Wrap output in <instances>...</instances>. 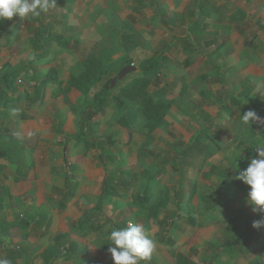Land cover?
<instances>
[{"label": "rangeland", "instance_id": "obj_1", "mask_svg": "<svg viewBox=\"0 0 264 264\" xmlns=\"http://www.w3.org/2000/svg\"><path fill=\"white\" fill-rule=\"evenodd\" d=\"M199 2L204 6L201 12ZM254 2L257 8L260 0ZM243 6H236L234 32L225 0H56L37 17L0 21V162L14 177L35 181L41 187L37 192L48 195L42 204L49 208H57L60 195L53 194L52 187H63L68 177L77 185L82 214L102 198L103 214L94 216L92 225L105 235L129 222L149 230L146 234L155 247L151 259L140 264H173L170 252H183L196 264H264V228L251 227L264 213L251 211L246 203L249 188L236 178L241 160L247 167L256 148L264 147V121L250 126L240 121V114L249 109L264 117V73L240 71L250 43L249 4L245 10ZM253 16L264 28L262 17ZM39 22L47 33L75 42L74 48L62 49L48 40L44 46L49 54L43 58L34 37ZM125 33L136 44L132 52L123 48ZM244 36L247 40L240 44ZM103 48L114 52L112 60L89 95L71 90L64 102L51 97L57 85H50L47 99L34 101V86L50 67L65 82L69 74L82 70L89 55ZM157 54H164L165 60L147 76L154 99H174L165 122L148 135L137 106L126 101L121 109L109 105L104 114L96 115L92 120L99 125L96 132L90 131L87 105L102 82L124 66H135L136 71L111 87L116 93L143 74L141 60ZM18 75L25 77L20 80ZM121 116L134 132L129 143L118 124ZM78 132L86 133L87 145L67 139V134ZM255 138L262 145L248 156ZM226 170L236 174L225 177ZM164 187L168 205L158 210L155 220L149 219L143 206ZM191 189L194 195L186 204ZM29 197L16 196L8 203L12 221L37 216ZM36 224L42 227L43 220ZM167 228L171 229L165 242ZM7 230V246H20L17 237L22 233L10 236ZM193 247L198 253H191Z\"/></svg>", "mask_w": 264, "mask_h": 264}, {"label": "crops", "instance_id": "obj_2", "mask_svg": "<svg viewBox=\"0 0 264 264\" xmlns=\"http://www.w3.org/2000/svg\"><path fill=\"white\" fill-rule=\"evenodd\" d=\"M225 1L227 2V9H231L227 13V16L232 14L231 17H233V19H231V24H228L233 27L231 30L233 32L234 26L237 23V17H234L236 6L240 7L241 5H244L243 9L245 10L246 5L249 4L248 8L250 13L248 18L251 19L247 18V20H249L248 23L250 25L248 38L250 43L247 45L249 47L248 55L244 58L246 60L244 64L245 68L240 71L259 70L264 73V28H261L258 23L253 21L254 13L255 17H257L255 20H259L262 17L264 21V11L259 10L260 7L264 9V0H260L257 8L252 6L256 3L254 0H249V2L247 0ZM216 6H218V3ZM203 7L204 6L199 2L197 11L201 12ZM253 9L257 11L255 12ZM246 40V37L241 41L239 40L240 44L244 41L246 42ZM240 67H243V64H240ZM223 84H225V82ZM219 87H221V84ZM227 104H230L229 98L226 100V105ZM223 107H225V104H223ZM216 112H218V110ZM193 136H196V134ZM15 172H18V167L15 168ZM16 178L19 180H16ZM66 182L68 181L66 180ZM66 182L63 187H52L53 194L54 192H58L60 195L59 199L57 198L58 195H53V197L58 199L56 200L57 208H49L50 206L47 207L42 204L44 198L48 197V195L42 192H37L41 187L39 185L37 186L35 181L25 180V177H14L10 173V167L6 166L3 161L0 162V229H3L1 225L3 226L5 223L12 222L9 218L11 212L9 211L8 203H11L12 199L16 196L27 197L30 194L27 201H35L36 212L38 213L36 217L28 218L30 223L26 228L9 230L10 236L13 235L12 233H22L17 237L20 246L14 245V247L9 246V248L5 242L7 238L5 237L3 229V233L0 236V258L9 260L10 264H113L111 255L108 252V248L111 246V241L107 238L109 234L105 235L104 232H101L99 226L92 225L94 219L81 227L79 225L80 219L83 215L96 205L97 202L91 207L86 208V213L82 214L83 207L82 202L79 200L78 190L75 192V188L72 196L68 198V192L71 188L65 186ZM50 196H52V194H50ZM62 199H65L66 203H64ZM76 206H78V208H76ZM103 217L106 216L103 215ZM41 220H43V226L36 227V222H40ZM73 225H75V228ZM170 229L171 228L168 229L169 232ZM146 232H149V230H146ZM169 232L164 233V236L169 238ZM165 242H168L166 238ZM15 248L18 249V254L16 252V254L13 253ZM196 249L198 250V248ZM30 250L31 253H29ZM171 260L173 261L172 258Z\"/></svg>", "mask_w": 264, "mask_h": 264}, {"label": "trees", "instance_id": "obj_3", "mask_svg": "<svg viewBox=\"0 0 264 264\" xmlns=\"http://www.w3.org/2000/svg\"><path fill=\"white\" fill-rule=\"evenodd\" d=\"M34 37L37 38L39 44L37 47H39V49L41 50L42 54H40L43 58H46L49 54L48 50H46L44 46V43L48 40L52 41L54 44H56L62 49L72 50L75 46V42L68 38H65L61 34L47 33V31L43 29V26L40 22L38 24V29ZM34 40V43H36L35 38ZM121 40L123 48L127 52H132L136 48V44L133 41V36L131 34H122ZM113 53L114 52L111 49L103 48L100 49L95 55H89L84 61L82 70L76 74H69L65 82L59 80L57 70L54 67H50L46 71V73L40 78V81L34 86V88L38 92V95L36 98H34V101L38 104H41L45 98L44 96L50 85H57V90L51 93V97L60 99L64 102L67 101V94L71 90L79 92L82 96L89 95L92 92V89L102 80L101 73L104 67L111 62ZM164 60L165 56L163 54H157L141 60L138 63V67L143 74L131 80L126 85L120 87L116 93H114V89L110 87L112 78L108 77L107 79H105L100 85L99 89L93 93L91 101L87 105L90 110L87 115V127L89 128V130L92 132H96L99 122L97 120L92 119H94V117L98 114H104L106 112V108L109 105H115L117 108L121 109L127 101L137 106V110L145 121V128L147 130V134L151 135L152 133H154L165 122L167 114L174 103L173 98L161 97L158 99H154L149 92V85L151 83V80L147 76V74H149L154 69L160 68ZM29 73H25V75H28ZM25 75H18L17 77L22 80L24 79ZM184 87L185 86L183 85L182 89H184ZM182 94L183 90L180 91L179 95ZM6 102L7 100H4L3 104H6ZM118 124L120 125L127 137V143L131 142L134 137V132L130 127V122L127 117L121 116L118 119ZM66 136L67 139L72 138L77 143L83 142L86 145L88 143L86 133L84 132H78L76 134H67ZM258 145H262V143L255 138L247 152V155H253L255 153L254 150ZM241 161L242 169L246 168V160L243 159ZM234 174H236V172L232 173L230 170H226L224 173L225 177H229L230 175ZM16 180L19 179L16 178ZM67 181L68 182H66L65 186L69 187L71 185L72 188L71 190L69 189L68 192V198H70L73 194V190L76 188L77 185L71 184L69 182L70 177L67 178ZM105 185H107V183H105ZM193 195L194 189H191L188 197L186 198V204L191 203ZM168 200V188L164 187V189L160 191V195L156 197V199L152 203L143 206V210L146 211V214L149 219L155 220L157 218L158 210L165 209L167 207ZM102 209L103 203L102 198H100L97 201L96 205L90 208L87 213L83 215V217L80 219V227L94 219V216L102 214ZM177 214L178 213H176V215ZM29 223V219L18 218L12 222L5 224V227L4 224L3 226L1 225V227L5 231L7 229V231H9L18 228H26ZM171 223H173V221H171ZM168 231L169 230L167 229L166 232ZM165 238L169 241V238H167V236H163V239ZM190 251L192 254L198 253V250L196 248H192ZM169 254L170 257L173 259L174 264H196L195 261L192 260L189 255L183 254L182 252H170Z\"/></svg>", "mask_w": 264, "mask_h": 264}, {"label": "clouds", "instance_id": "obj_4", "mask_svg": "<svg viewBox=\"0 0 264 264\" xmlns=\"http://www.w3.org/2000/svg\"><path fill=\"white\" fill-rule=\"evenodd\" d=\"M56 0H0V21L18 16L27 19L37 17L41 12L55 6ZM244 125L264 121L254 109L240 114ZM237 179L248 186L246 203L253 213H264V147L256 148V156L248 158L247 167L240 170ZM254 229L264 228V216L251 222ZM108 240L111 246L108 252L113 264H140L149 261L154 250V242L148 237L142 225L129 222L126 227L113 229ZM0 264H10L9 260L0 258Z\"/></svg>", "mask_w": 264, "mask_h": 264}, {"label": "water", "instance_id": "obj_5", "mask_svg": "<svg viewBox=\"0 0 264 264\" xmlns=\"http://www.w3.org/2000/svg\"><path fill=\"white\" fill-rule=\"evenodd\" d=\"M136 67L133 65L124 66L118 71V73L112 78L110 87H112L118 80H121L128 72L136 71Z\"/></svg>", "mask_w": 264, "mask_h": 264}]
</instances>
